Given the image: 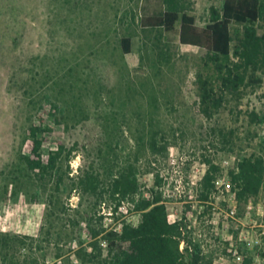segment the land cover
I'll return each instance as SVG.
<instances>
[{
    "label": "rangeland",
    "instance_id": "rangeland-1",
    "mask_svg": "<svg viewBox=\"0 0 264 264\" xmlns=\"http://www.w3.org/2000/svg\"><path fill=\"white\" fill-rule=\"evenodd\" d=\"M189 3L202 27L212 8L222 6V0ZM164 10L163 0H0V264H101L90 259L91 218L94 228L106 230L124 216L136 226L141 216L129 209L98 221L112 201L101 203L99 192L72 185L91 168L106 183L128 163L139 169L144 194L163 193L171 220L191 206L189 223L215 252L213 264H241L230 249L264 264V188L237 204L234 219L220 213L228 210L227 193L213 192L216 214H204L199 197L206 158L227 183L240 158L264 156V43L257 65L247 67L239 55L245 26L233 24L231 56L217 66L199 48L180 43L179 26L173 32L142 27V17ZM254 26L264 36V19ZM125 37L132 39L127 55ZM223 65L245 76L237 93L222 83ZM200 77L213 82L221 100L208 113L200 104ZM48 102L59 111L57 121L45 115L52 131L44 160L60 143L78 147L69 162L59 160L54 177L40 179L24 157L31 149L28 129L50 109ZM155 134L166 156L149 151ZM101 247L104 259V241Z\"/></svg>",
    "mask_w": 264,
    "mask_h": 264
},
{
    "label": "trees",
    "instance_id": "trees-1",
    "mask_svg": "<svg viewBox=\"0 0 264 264\" xmlns=\"http://www.w3.org/2000/svg\"><path fill=\"white\" fill-rule=\"evenodd\" d=\"M190 0H163L165 10L157 15L144 16L141 19L143 28L163 29L165 32L176 31L179 26V41L182 45L194 46L202 50L203 55L215 65L220 66L221 59H229L232 51V25L245 26L244 39L241 41V58L247 67L256 66V53L264 36L259 34L255 23L264 19V0H222L220 9L212 8L210 20L205 27L199 26L196 17L189 13ZM125 55L132 52V39L125 37L121 41ZM221 80L231 92L237 93L245 85V76L237 68L222 66ZM200 104L202 111L208 113L219 108L221 100L218 97L213 82L207 77L199 78ZM50 109L39 116V122H32L27 134L31 143L30 154L24 157L28 169L40 179L52 178L57 174L58 162L64 156L69 162L77 145L70 148L59 144L56 151L44 160L43 147L48 141L47 134L52 128L46 122V116L57 121L59 107L54 102H48ZM264 123V116L260 119ZM153 156H166L167 146L162 145L157 135L151 136L148 143ZM207 170L201 182L200 199L208 201L216 190V181L221 176V167L206 158ZM68 164L67 176L70 174ZM139 169L136 164L128 163L115 171H111L106 183H102L99 176L91 168L79 177L72 186L74 190L81 188L86 193L99 192L101 203L109 199L117 212L123 202L133 205V211L141 216L138 225L123 223L121 232L97 230L88 224L91 237L90 253L92 261L99 260L101 264H213L215 252L206 251L201 239L188 221L191 206L185 210L182 218L175 222L169 220L167 202L163 193L156 189L150 190L145 196L139 181ZM231 189L237 203L241 205L260 195L264 188V156H250L240 158L235 168L229 171ZM63 177L59 176L57 185H61ZM162 178L156 174V185H160ZM211 211L207 206L204 214ZM97 217V216H96ZM104 216H99L102 221ZM101 234H103L101 236ZM101 236V238H100ZM102 241L107 244V256L103 258ZM183 245V247H182ZM253 257H245L241 264H252Z\"/></svg>",
    "mask_w": 264,
    "mask_h": 264
},
{
    "label": "built area",
    "instance_id": "built-area-1",
    "mask_svg": "<svg viewBox=\"0 0 264 264\" xmlns=\"http://www.w3.org/2000/svg\"><path fill=\"white\" fill-rule=\"evenodd\" d=\"M215 184H216V190L214 192L219 191L221 194H225V193L228 194L229 198L228 199H224L225 201H227V203L229 205L228 206V210H225V211L222 210V212H221L219 210V208L216 207V205L214 203V200H213L214 199L213 198L214 197V193L211 195V197H210V199L208 201H200V203L202 204V207L203 208H205V207L207 208V206H211V210L213 211L214 214H216V211L219 210L220 213L225 214V216L228 219L229 218L234 219L235 218V215H236V207H237V204L238 203H237V200L235 198V194H234V192L231 189L230 181L226 183V182H223V180H221V179H217V181H216ZM145 196H148V194H145ZM105 206H106V204L104 203L102 205V209H105ZM113 208H114V206H110L108 213H106L105 211H103L102 214L100 213V216L101 215L108 216L112 220V219H115V215L116 214L117 215L118 214H121V213L126 214L127 212H129V209H131L133 211V205L131 203H129V202H123L121 204V206L119 207V209H118L117 212H114V209ZM126 218H127V216H124L121 220L118 221V223H117L118 226L116 228H113V227L108 228V229H106V232L105 233H107L108 231L121 232L123 223H128V221H125ZM169 220L171 222L177 221V219L171 220L170 216H169ZM208 223H212V222H208ZM104 246L107 247V244H106L105 241H104ZM182 247H183V245H182ZM229 252H231V253L233 252V255L236 256L239 260H241L243 262V257H241L236 250L234 251L233 249H230ZM252 264H255L254 261L252 262Z\"/></svg>",
    "mask_w": 264,
    "mask_h": 264
}]
</instances>
